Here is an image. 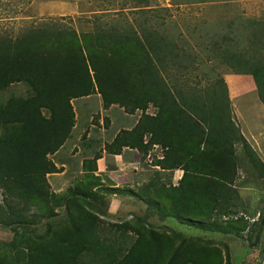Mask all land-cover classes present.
I'll use <instances>...</instances> for the list:
<instances>
[{"label": "trees", "instance_id": "obj_1", "mask_svg": "<svg viewBox=\"0 0 264 264\" xmlns=\"http://www.w3.org/2000/svg\"><path fill=\"white\" fill-rule=\"evenodd\" d=\"M55 22L48 18L18 36L0 35V91L22 82L30 88L26 96H10L0 103L4 203H0V225L12 227L16 235L8 242L0 240V264H231L226 244L224 262L222 249L200 237H187L181 231L167 233L148 224L145 219L153 212L203 231L248 239L256 235L254 242H258L264 210L252 222L242 212L245 209L235 185L241 159L236 144L260 178L264 162L235 123L222 74L211 78L210 71L204 72L205 89L195 93L184 79L190 64L177 61L182 57L171 51L173 46L169 48L172 40L166 41L156 30L141 36L103 30L78 34ZM245 28L233 29L231 38L245 35ZM257 37L250 44L251 51L260 52L258 57L247 55L237 41L236 50L223 52L221 57L231 73L252 76L264 105V57L260 51L264 35ZM118 43L129 52H121L124 47ZM171 68L185 71L183 78H170L167 70ZM93 92L101 94L105 105L118 103L127 108L130 104V110H145L152 102L155 112L144 111L140 116L145 127L135 137L132 134L137 128L126 131L132 136L122 144L141 151L142 134L149 133L146 151L153 143L163 149L155 164L166 171L182 170L177 185L152 178L138 190H129L128 195L147 204L148 211L132 220L119 219L111 233L102 228L103 218L109 216L107 201L102 200L105 194L99 201L103 206L98 207V202L91 209L90 200L98 194L96 190L115 193L119 189L97 185L100 177L92 173L94 166L82 183L64 193L52 190L47 180L48 174L59 171L49 155L67 141L75 123L71 99ZM31 206L38 212L30 217L46 209V214L56 215L54 208L59 206L65 209L56 223L33 235L27 225L21 231L16 225L25 222ZM130 237V244L123 247Z\"/></svg>", "mask_w": 264, "mask_h": 264}, {"label": "rangeland", "instance_id": "obj_2", "mask_svg": "<svg viewBox=\"0 0 264 264\" xmlns=\"http://www.w3.org/2000/svg\"><path fill=\"white\" fill-rule=\"evenodd\" d=\"M48 18L55 19L57 26H68V29L71 28L78 34L103 30L104 33H127L128 31L136 33V36H141L146 31L156 30L166 41L172 40L169 48L171 49L173 46L171 51H178L182 57V60H176L190 64L186 69L187 76L184 79H188L187 82L195 93L203 92L205 89L204 72L210 71L211 78L217 73L222 74L227 83L235 123L240 131L246 121L254 125L251 131L257 135L253 137L255 142H249V144L256 151L261 149L262 151L259 152H263L264 155V106L260 104L254 81L250 75L231 73L224 58L221 57L223 52L236 50L234 48L236 41L243 46L247 55L255 57L260 55L259 51H251L254 47L250 42L259 39L257 35H264V27H261L264 22V0H0L1 36H18L25 28L39 25L42 20ZM240 25H245V29L248 31L245 30V35L244 33L239 36L233 34L235 37L232 39V30ZM260 40L263 39L260 38ZM119 46L124 47L121 52L127 50L125 45L119 44ZM260 51L264 57V49ZM127 52L129 51L127 50ZM151 55L153 62L156 63V57L153 53ZM167 56L173 55L167 53ZM167 71L165 70L170 74V78L172 75L183 78L185 74V71L181 72L176 69L173 71L172 68ZM165 72L163 70L161 73L165 75ZM169 74L167 75L169 76ZM247 77L251 79L254 91L231 99L230 88L232 85H244L248 80ZM243 90L248 91V87ZM29 92L30 88L27 84L13 83L0 91V103L10 96H26ZM238 93L240 92L238 91ZM99 94L93 92L71 99L75 114L71 136L56 152L49 155V158L59 168L58 172L61 171L57 175L56 172L47 175L49 185L56 193H64L73 189L76 183L78 185L82 183L86 178V173L92 171L93 166L92 173L98 176L95 174L97 160L102 156L104 150L107 153L108 166H111V154H119L123 153V149L135 148L122 143L132 135L135 137L139 133L138 130L145 127V123H140V116L144 111L150 114L155 112L152 102L146 105L145 110L139 108L137 111L136 109L130 110V104L127 108L118 103L105 102L107 104L105 105L101 94ZM111 105L112 107H110ZM134 128L137 130H134L129 137L125 132ZM102 138L104 143H102ZM150 138L149 133L142 134L144 148L140 150L146 153L147 157L150 155L146 162L143 161L148 169L143 170V176L134 174L129 178V183L119 186H116L115 182L107 176H98L100 179L97 185L115 186L119 189L115 193H99L100 191L96 190L98 194L90 200V208L93 209L92 207L105 194L102 200L107 201L106 211L109 216L103 218L104 232L111 233L119 219L132 220L148 211L147 204L138 200L136 196L128 195L129 190H138L152 178L158 179L160 183L163 180L167 185H177L180 179L176 178L178 180H175V183L172 182V171L166 172L163 179H159L160 174L149 171L152 169L151 166L156 165V161L163 155L160 145L149 144L146 151V141ZM257 142L260 143V146ZM235 148L241 158L238 160L239 174L235 185L241 196L240 203L245 209L242 212L250 217V222H252L257 220L258 212L264 210V176L261 178L258 176L240 145L236 144ZM95 156H98L97 160H93ZM150 159L151 161H149ZM83 161L87 162L86 165L83 164ZM262 161L264 162V160ZM156 166L159 168L158 165ZM132 174L133 172H129L128 177ZM96 189L98 188L96 187ZM93 190L95 191V187ZM121 190L124 192H119ZM2 195L0 188V203L3 205ZM101 205L104 204L99 202L98 207ZM238 208L240 209V207ZM64 209V206H59L56 210L54 208V211L58 213L56 215L46 214V209L43 214L39 212L30 217L33 213L38 212L36 206H31L27 211L28 217L25 222L22 220L20 224H16L19 225L17 230L21 231L27 225L33 230V235H39L44 232L48 224L56 223L60 219ZM153 213L155 214H150L145 219L148 224L159 231L167 233L181 231L187 237H200L206 244L222 249L224 262L228 249L231 264H264V229L263 232H260V240L254 242L256 235H251V238L248 239L245 235L237 236L203 231L181 224L172 217L160 218L159 213ZM15 237L12 227L0 225L1 241L8 242ZM131 241L132 237L123 242L122 246L127 247ZM224 244L227 245V249Z\"/></svg>", "mask_w": 264, "mask_h": 264}, {"label": "crops", "instance_id": "obj_3", "mask_svg": "<svg viewBox=\"0 0 264 264\" xmlns=\"http://www.w3.org/2000/svg\"><path fill=\"white\" fill-rule=\"evenodd\" d=\"M247 78H248V80L244 85H242V84H236L235 86L232 85V87L230 88V92H231L230 98L231 99H233V97L238 98L239 96H242V95H245V94H248V93L254 91L253 87H252L253 84L251 82V79L249 77H247ZM243 86H244V88L248 87V91H244ZM238 91L240 93H238ZM242 91H244V92H242ZM260 104L262 106H264L261 103V101H260ZM110 107H112V105ZM247 107L249 108V106H247ZM252 126L254 127L253 124L251 125V123H248V121H246L245 125L241 126V129H242L241 133H243V136L246 138V140L248 142L254 143L255 139L253 137H254V135H257V134H255L253 131H251L253 129ZM103 140L104 139L102 138V143H104ZM258 144L260 146V143H258ZM153 145H159V144L153 143ZM263 146H264V143H263ZM156 147H158V146H156ZM258 148H260V147H258ZM126 150H127V154H126ZM126 150L123 149V153L121 152L119 154H111L112 155V159H110L111 166H108L107 153L104 150L102 156H100L97 160V171L95 174L100 175V176L109 177L112 181L115 182L116 186L129 183L130 182L129 178L134 176V174H138V176H143L142 175L143 170H148L146 168L147 166L145 165V162L150 158V155H148V157H147L145 155L146 153L139 151L137 148H127ZM259 151L261 152L262 150L259 149ZM259 151H256V153L258 154L260 159L264 160L263 152L260 153ZM143 161H145V162H143ZM149 161H151V159ZM151 167H152V169H150L149 171H152L153 173L154 172L155 173L161 172V173H158L161 175V177H160L161 179H163V177L166 176V174H167L166 172L172 171V173H171L172 174V180H173L172 182H174V183L182 175L181 169H174V170L166 171V170H160V168H158L156 165H152ZM60 172H56V175L59 174ZM129 172H133V174L128 177ZM176 178H178V179L176 180ZM140 186H142V185H140Z\"/></svg>", "mask_w": 264, "mask_h": 264}, {"label": "clouds", "instance_id": "obj_4", "mask_svg": "<svg viewBox=\"0 0 264 264\" xmlns=\"http://www.w3.org/2000/svg\"><path fill=\"white\" fill-rule=\"evenodd\" d=\"M247 75H249V74H247ZM251 76V75H250ZM252 77V76H251ZM253 79V78H252ZM254 81V80H253ZM255 84V83H254ZM258 95V94H257Z\"/></svg>", "mask_w": 264, "mask_h": 264}]
</instances>
